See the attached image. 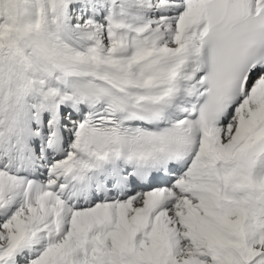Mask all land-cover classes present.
I'll list each match as a JSON object with an SVG mask.
<instances>
[{
	"label": "snow or ice",
	"instance_id": "snow-or-ice-1",
	"mask_svg": "<svg viewBox=\"0 0 264 264\" xmlns=\"http://www.w3.org/2000/svg\"><path fill=\"white\" fill-rule=\"evenodd\" d=\"M0 264H264V0H0Z\"/></svg>",
	"mask_w": 264,
	"mask_h": 264
}]
</instances>
